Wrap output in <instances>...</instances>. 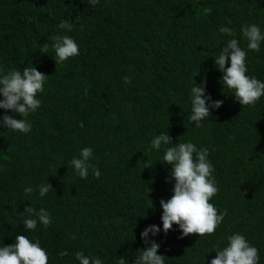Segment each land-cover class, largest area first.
<instances>
[{
    "label": "trees",
    "instance_id": "1",
    "mask_svg": "<svg viewBox=\"0 0 264 264\" xmlns=\"http://www.w3.org/2000/svg\"><path fill=\"white\" fill-rule=\"evenodd\" d=\"M62 20L79 55L56 65L51 47L41 48ZM249 23L264 29V0H0V71L35 66L48 75L31 132L0 128V245L16 235L39 240L48 264H78L81 250L114 264L142 250L140 232L161 224L159 202L172 195L170 165L148 151L167 131L173 145L208 148L218 186L210 202L226 215L212 235L180 239L173 225L153 238L165 264H209L233 232L264 264V97L242 107L223 90L213 58L229 38L218 29L230 27L247 53L246 74L264 81V44L249 51L241 37ZM203 81L223 104L197 128L187 97ZM83 147L93 149L99 178L80 179L69 166ZM44 183L53 189L40 198ZM28 206L49 212L47 228L24 231Z\"/></svg>",
    "mask_w": 264,
    "mask_h": 264
},
{
    "label": "clouds",
    "instance_id": "2",
    "mask_svg": "<svg viewBox=\"0 0 264 264\" xmlns=\"http://www.w3.org/2000/svg\"><path fill=\"white\" fill-rule=\"evenodd\" d=\"M97 2L98 0H90L92 4ZM58 28L61 32L49 36L41 52L47 54L48 48L51 47L56 65H63L70 58L79 55V46L71 36L64 34L63 30L71 31L72 24L69 21L62 20ZM240 31L242 39L246 41L247 50L259 52L264 44V29L255 23H249L242 26ZM218 32L229 37L219 54L213 56L216 68L222 73L220 83L223 90L230 91L242 107L254 106L264 97V81L246 74L247 53L239 41L233 38V30L222 26ZM47 76L35 66L24 67L22 71L15 68L7 72L0 71V110H3L0 114V128L22 134L31 132L32 123L29 116L35 114L41 106L38 94L43 93ZM123 80L126 83L131 82L129 76H124ZM187 103L190 104L187 118L199 128L202 121L210 119L213 110L222 106L223 101L213 99L211 94L206 92V81H203L200 84L195 82L191 86ZM172 141V137L164 131L154 134L148 145L149 152L162 153L159 161L170 165L167 182L172 183V195L169 199H161L159 202L162 209L161 224L147 225L140 232V239L145 247L130 257L118 256L114 264H165V256L158 254L161 245L153 238L161 233L166 236L173 230V225L177 226L180 239L190 234H198L199 238L212 235L226 215L210 202L216 196L218 186L208 148H198L191 141L173 145ZM93 160V149L83 147L79 154L69 161V166L80 179L87 180L89 174L93 178H99L101 172ZM52 189L50 183L40 184L38 196L43 198ZM24 191L30 194L33 188L27 187ZM23 212L27 213L22 221L24 231H34L38 223L45 228L51 223L50 214L44 208L37 211L28 206ZM225 239L224 247L213 250L216 256L209 264H259L258 249L250 244L244 235L233 232ZM75 260L78 264H104L99 256L85 255L83 250L75 253ZM48 262L49 255L39 240H31L25 235H16L11 245H0V264Z\"/></svg>",
    "mask_w": 264,
    "mask_h": 264
}]
</instances>
